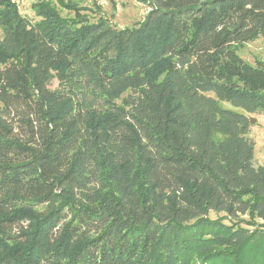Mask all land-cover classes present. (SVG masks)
Returning a JSON list of instances; mask_svg holds the SVG:
<instances>
[{"label":"trees","instance_id":"1","mask_svg":"<svg viewBox=\"0 0 264 264\" xmlns=\"http://www.w3.org/2000/svg\"><path fill=\"white\" fill-rule=\"evenodd\" d=\"M140 1L0 0V264H264V0Z\"/></svg>","mask_w":264,"mask_h":264},{"label":"rangeland","instance_id":"2","mask_svg":"<svg viewBox=\"0 0 264 264\" xmlns=\"http://www.w3.org/2000/svg\"><path fill=\"white\" fill-rule=\"evenodd\" d=\"M69 1H66L68 4L67 9L56 0H16V3L19 6L21 15L28 17L33 22L38 20V17L35 15L36 11L33 8L34 4L45 2L58 9L63 16H76L75 10L69 8L70 5H75L79 8L78 13L88 17L92 22L105 18L119 28L131 27L141 23L150 11L148 5L140 0H104L105 3L102 5L95 3L93 0ZM0 36H2L1 29ZM236 48L240 57L248 64L253 66L264 64V39L261 38L252 43L237 46ZM222 104L227 108L236 109L230 103L223 102ZM248 117L255 119V123H251L248 135L249 141L254 144L255 165L264 166V114L254 113L249 114ZM224 215V213H221L218 216ZM212 217L215 218L216 215L212 214ZM259 222L263 223L262 221Z\"/></svg>","mask_w":264,"mask_h":264},{"label":"built area","instance_id":"3","mask_svg":"<svg viewBox=\"0 0 264 264\" xmlns=\"http://www.w3.org/2000/svg\"><path fill=\"white\" fill-rule=\"evenodd\" d=\"M13 1H15L16 2V0H13ZM95 3H98V4H103V3H105V1L104 0H93Z\"/></svg>","mask_w":264,"mask_h":264},{"label":"water","instance_id":"4","mask_svg":"<svg viewBox=\"0 0 264 264\" xmlns=\"http://www.w3.org/2000/svg\"><path fill=\"white\" fill-rule=\"evenodd\" d=\"M251 123L253 124V123H255V119H251ZM251 146H254V144L251 142Z\"/></svg>","mask_w":264,"mask_h":264}]
</instances>
